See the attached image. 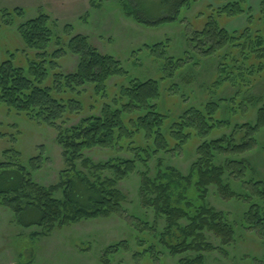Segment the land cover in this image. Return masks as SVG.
Wrapping results in <instances>:
<instances>
[{"label":"trees","instance_id":"16d2710c","mask_svg":"<svg viewBox=\"0 0 264 264\" xmlns=\"http://www.w3.org/2000/svg\"><path fill=\"white\" fill-rule=\"evenodd\" d=\"M245 3L234 1L212 13L234 19L245 13ZM188 4L189 0H159L161 14L153 19L141 7L132 6L131 0H120L126 18L142 27L174 22ZM4 13L14 17L6 24L16 29L27 66L16 65L12 59L0 62V106L51 128L67 167L60 172L58 183L46 187L34 180L47 161L42 152L24 164L16 148L3 151L0 207L11 213L17 226L36 229L31 239L85 221L126 216L127 198L118 185L134 174L140 176L141 206L153 211L154 222L161 219L164 223L161 232L148 224L141 228L156 233L154 241L163 251L181 257L178 264H205V254L220 250L208 241V235L220 241L221 251L235 242L236 231L228 215L208 203L211 187L222 198L251 203L246 221L254 226L264 224V181L249 177L248 160L231 157L254 151L260 146L259 137L264 138V99L250 93L264 79V0L257 22L240 32L229 33L213 14L208 16L200 30L188 33L183 57L167 55L164 43L144 48L157 62L163 61L162 79L173 80L184 66L194 68L209 60L217 63V74L204 91L205 104L174 114L159 111L162 97L157 80L131 79L111 92V87L117 88L112 81L126 72L113 56L100 53L87 36L62 39L56 33L57 21L48 14L17 22L15 17L23 15L22 9L15 8L16 15ZM65 57L75 59L70 73L62 71L58 62ZM183 79L191 82L188 76ZM229 89L234 94L221 97ZM86 98L92 101L90 105ZM93 104L99 106L98 112L83 117V109ZM252 113L253 120L238 123ZM73 120L77 123L72 124ZM1 126L0 121V139L15 140ZM194 142L196 160L186 176L162 159L179 156ZM93 150H105L112 158L94 163L85 155ZM153 158L151 176L148 163ZM192 183L196 197L184 201L186 187ZM233 185L240 192L243 187L249 189L239 194ZM177 199L183 200L182 206ZM121 245L105 247L100 264H111L109 256ZM153 249L154 245L146 250Z\"/></svg>","mask_w":264,"mask_h":264},{"label":"rangeland","instance_id":"374dc122","mask_svg":"<svg viewBox=\"0 0 264 264\" xmlns=\"http://www.w3.org/2000/svg\"><path fill=\"white\" fill-rule=\"evenodd\" d=\"M131 1L132 6L141 7L153 19L161 14L159 0ZM234 1L241 0H189L188 8L180 10L176 21L158 27H142L126 18L120 0H0V62L12 59L16 65L27 66V59L20 52L21 39L16 29L6 24L14 17L6 16L4 11L14 14L15 8L22 9L23 15L15 17L17 22L33 19L44 13L57 21L56 33L62 39L68 40L75 35L87 36L100 53L113 56L120 62L126 75L112 81L117 84V88L111 87V92L118 91L131 79L140 81L153 79L160 83L162 106H159V111L174 114L188 106L201 107L205 104V88L210 86L217 74V63L209 60L194 68L184 66L173 80L162 79L163 61L157 62L149 50L144 48L164 43L167 45V55L174 58L183 57L184 52L188 50L186 41L188 33L200 30L207 17L213 14L212 9ZM245 1L247 5L245 13L239 17L217 18L213 14L212 18L229 33L240 32L248 25L253 26L260 16L263 0ZM66 25L69 27L65 28ZM259 26L260 23L254 28ZM10 54L14 57L10 58ZM60 61L62 71L65 73L74 71L76 65L74 58L65 57L58 60ZM186 76L191 78L190 83H184L183 77ZM164 88H171L173 91L168 93ZM234 92V89H229L221 97L229 98ZM250 93L264 99V79L259 80ZM85 102L90 105L92 101L86 98ZM93 105V108L83 109V117L98 112L99 106ZM251 108L250 106V110ZM253 118L254 113L237 121L243 124ZM0 121L2 130L8 136L15 135V140H11L10 137L0 139V159H3V151L10 147L20 151L24 164L42 152L47 161L43 168L35 173L34 180L46 187L58 183L60 172L67 167L63 161L62 150L55 141V132L44 124L28 120L23 115L8 111L2 106ZM76 123L77 120L72 121V124ZM228 132L226 130L223 133ZM259 144L260 146L250 153L231 157L248 160L252 169L249 177L264 181L263 136L259 137ZM195 146L196 142L191 143V146H188L191 149L179 156L171 159L163 156L162 159L186 176L191 164L196 160ZM85 155L94 163L106 162L112 158L105 150H93L86 152ZM122 156L127 157L125 154ZM155 163L156 158L148 163L151 176L154 174ZM139 169L144 171L143 168ZM139 185L140 176L137 174L118 185L119 190L127 198L124 204L126 216L81 222L56 230L48 237L37 239L30 238V234L36 229H22L17 226L12 220L11 213L0 207V264H100V255L104 248L116 243L122 245L115 254L109 256L111 264H178L181 257H173L167 251H163L154 241L156 233L141 228L143 224H148L153 230L161 232L164 223L161 219L154 222L153 211L141 206ZM236 187L235 191L239 194L249 189L243 187V191L240 192V188L233 185V188ZM183 197L184 201L196 197L193 183L186 187ZM208 203L215 210L228 215L234 225L236 237L231 246L222 247L221 251L220 241L208 235V241L220 250L205 254V264H264V224L250 225L244 217L251 203L222 198L214 187L209 188ZM182 205L183 200L179 201V206ZM153 245V250H146Z\"/></svg>","mask_w":264,"mask_h":264}]
</instances>
